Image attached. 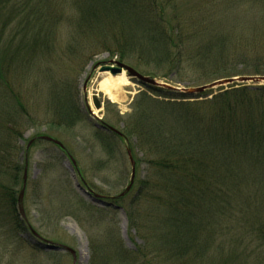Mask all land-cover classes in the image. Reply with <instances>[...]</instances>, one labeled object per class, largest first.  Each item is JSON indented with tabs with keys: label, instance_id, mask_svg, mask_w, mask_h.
Listing matches in <instances>:
<instances>
[{
	"label": "trees",
	"instance_id": "trees-1",
	"mask_svg": "<svg viewBox=\"0 0 264 264\" xmlns=\"http://www.w3.org/2000/svg\"><path fill=\"white\" fill-rule=\"evenodd\" d=\"M178 2L0 0V223L21 217L9 184L23 186L18 140L37 105H45L38 121L60 141L81 113L71 77L98 51L132 66L140 65L135 53L173 68L190 61L219 73L214 80L264 76V0H224L219 25L205 9ZM249 24L260 27L250 36L242 27ZM150 90L167 101L142 94L144 102L174 109L123 130L146 165L126 210L141 244L120 249L125 264H264V85L196 97Z\"/></svg>",
	"mask_w": 264,
	"mask_h": 264
},
{
	"label": "rangeland",
	"instance_id": "rangeland-1",
	"mask_svg": "<svg viewBox=\"0 0 264 264\" xmlns=\"http://www.w3.org/2000/svg\"><path fill=\"white\" fill-rule=\"evenodd\" d=\"M223 3L224 0H179L178 5L185 10L203 8L206 16L214 17L212 21L219 25L217 20L221 18ZM257 26L249 24V27H242L245 28V34L250 36L253 34L252 30L260 28ZM131 55L139 66L127 64L118 56H110L103 49L93 56L80 75L71 77L75 83L71 92L81 113L75 125L63 131L59 139L75 162L54 143L38 139L40 136L50 135L46 131L47 126L38 121L45 112V105H37L33 122L25 127L23 138L18 140L20 154L17 160L24 168L19 172L20 180L27 167L22 204L27 219L23 222L28 227L26 229L21 224L23 219L20 216L16 218L9 215L3 218L0 223V264H125L120 249L135 251L141 244V239L129 228L126 210L136 193L138 179L146 171V165L141 162L142 153L138 149H132L133 144L130 142H135L134 136L130 139L120 138L101 126L107 124L124 135L127 123L136 125L142 116L150 117L152 113H163L174 108L144 102L142 94L161 103L167 100L157 97L149 87L129 77L126 71L123 73L129 83L117 92L118 101H111L101 90L100 81L106 75L119 77L122 74L104 72L96 75V65L110 60L121 61L163 85L179 89L211 84L218 81L214 79L219 73L211 74L209 70L205 73L203 69L200 71L190 61H182L177 64L178 68H173V65L167 63L157 64V60L147 63L137 53ZM213 67L218 68V63L214 62ZM240 68L234 66L231 70L238 71ZM166 86L162 87L167 88ZM218 91L219 88H216L207 92L210 95ZM93 95L101 102L100 109L95 107ZM128 149L135 162L136 176L135 187L126 200L112 206L102 205L79 189L78 184L102 196L121 194L132 177ZM9 186L16 190L18 197L23 188L22 181L10 183ZM29 227L47 240L73 248L77 254L76 260L69 252L49 250L39 245Z\"/></svg>",
	"mask_w": 264,
	"mask_h": 264
},
{
	"label": "water",
	"instance_id": "water-1",
	"mask_svg": "<svg viewBox=\"0 0 264 264\" xmlns=\"http://www.w3.org/2000/svg\"><path fill=\"white\" fill-rule=\"evenodd\" d=\"M96 68H98L96 75H99L100 73H104V72H110L111 74L116 75V74H122L124 71H126L127 75L129 77L136 79L139 83H141V84H143L149 88L166 86V85L159 83L158 81H156L152 77L143 75L142 73L137 71L135 68H133L129 65H126L121 61L110 60L107 63L97 64ZM230 85H254V86L264 85V76H241V77L223 79V80H218V81L213 82L211 84L203 85V86L196 87V88L179 89V88H175L172 86H166V87L170 88L172 90L181 91L188 96L196 97V96H200V95L206 93L207 91L214 90L216 88H226ZM93 100H94L95 107L97 109H100L101 108V102L97 100L96 95H93ZM101 127L103 129L109 131V132H112V133L118 135L121 138H125L123 133L120 130H118L112 126H109L107 124H102ZM38 139L54 143L55 145L59 146L60 148H63V149L65 148L64 145L59 140H57L51 136L44 135V136H40ZM32 142H33V140L29 142L27 148L30 147ZM64 153H65V151H64ZM128 155H129V159H130L131 164H132V177H131V181H130L129 185L121 194H119L118 196H108V197L102 196V195H98V194L94 193L90 188H88V187L85 188V187H83V185L81 186L78 184L79 189H81L87 196H89L92 200H94V202H97V203L102 204V205H110V206L114 205V203L117 200L124 197V195L131 190V188L135 182L136 166H135V162L133 160L132 153H131L130 149H128ZM69 156H70L71 160L73 162H75L70 154H69ZM26 183H27V167H25V172H24V177H23V188L21 189L20 194H19V207H18L19 213L21 214V218L25 221L27 219H26V215H25V212L23 209L22 200H23V196L25 193ZM83 184H85V182ZM29 231L36 238L39 245H41L45 249L62 250V251L69 252L73 256L74 261L76 260L77 254L73 248L43 238L32 227H29Z\"/></svg>",
	"mask_w": 264,
	"mask_h": 264
},
{
	"label": "bare ground",
	"instance_id": "bare-ground-1",
	"mask_svg": "<svg viewBox=\"0 0 264 264\" xmlns=\"http://www.w3.org/2000/svg\"><path fill=\"white\" fill-rule=\"evenodd\" d=\"M128 83L129 80L124 73L119 77L106 75L100 81V88L111 101L117 102L119 99L117 92L122 89L123 85H127Z\"/></svg>",
	"mask_w": 264,
	"mask_h": 264
}]
</instances>
